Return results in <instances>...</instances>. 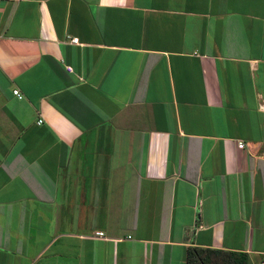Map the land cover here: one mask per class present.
Listing matches in <instances>:
<instances>
[{"label":"crops","instance_id":"1","mask_svg":"<svg viewBox=\"0 0 264 264\" xmlns=\"http://www.w3.org/2000/svg\"><path fill=\"white\" fill-rule=\"evenodd\" d=\"M193 245L264 261V0H0V264Z\"/></svg>","mask_w":264,"mask_h":264},{"label":"trees","instance_id":"2","mask_svg":"<svg viewBox=\"0 0 264 264\" xmlns=\"http://www.w3.org/2000/svg\"><path fill=\"white\" fill-rule=\"evenodd\" d=\"M244 264L245 253L228 252L207 247L188 246L185 253V264ZM232 256V258H231Z\"/></svg>","mask_w":264,"mask_h":264},{"label":"built area","instance_id":"3","mask_svg":"<svg viewBox=\"0 0 264 264\" xmlns=\"http://www.w3.org/2000/svg\"><path fill=\"white\" fill-rule=\"evenodd\" d=\"M70 39H71L72 41H76V37H71ZM66 68H67V69H69V67H68V66H66ZM12 91H13V93H15V94H17V95H18V93H17V90H16V89H13ZM37 121L39 122V121H40V119H38ZM241 144H242V143L239 141V142H238V146H240ZM95 233H96V234H97V233H98V234H101V232H100V231H96ZM261 263L263 264V263H264V261H261Z\"/></svg>","mask_w":264,"mask_h":264}]
</instances>
